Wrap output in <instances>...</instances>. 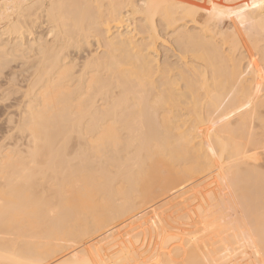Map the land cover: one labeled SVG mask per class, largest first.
<instances>
[{"label":"bare ground","instance_id":"6f19581e","mask_svg":"<svg viewBox=\"0 0 264 264\" xmlns=\"http://www.w3.org/2000/svg\"><path fill=\"white\" fill-rule=\"evenodd\" d=\"M196 2L0 0V264H264V0Z\"/></svg>","mask_w":264,"mask_h":264},{"label":"rangeland","instance_id":"374dc122","mask_svg":"<svg viewBox=\"0 0 264 264\" xmlns=\"http://www.w3.org/2000/svg\"><path fill=\"white\" fill-rule=\"evenodd\" d=\"M191 1H197V0H191ZM199 1H201V0H199ZM204 1V3H201V2H203ZM203 1H201V2H196V3H199V4H207V3H209L208 5L209 6H207V7H204L205 9H212L213 7H214V3H218V4H223V5H217L218 7L219 6H224V7H226V6H229L228 8H230L231 9V7L233 6H235V8H234V10L235 9H237L238 7H236V6H240V3L242 2L243 4H246V3H250V1L249 0H235L234 2H232V0H231V3H228L227 4V2L228 1H230V0H224V2H226V3H223V0H207L208 2H206L205 0H203ZM211 1V2H210ZM237 1H239V3L237 2ZM241 1V2H240ZM206 2V3H205ZM237 2V3H236ZM213 3V4H212ZM241 3V5H243ZM225 4H226V6H225ZM234 4V5H233ZM203 6H205V5H203ZM231 6V7H230ZM209 7V8H208ZM216 7V6H215ZM217 7V8H218ZM233 7H232V10H233ZM220 8V7H219ZM230 9H227V11H231ZM204 13H206V10H202ZM234 24H232L231 23V21H230V19L229 18H222L221 16H216L214 19H213V21H212V27L217 31V32H219V33H221L222 35H224V36H226V37H229V36H231L232 35V32H233V30H234V26H233ZM1 93V92H0ZM1 95V94H0ZM0 101H2V96H0ZM15 99V100H14ZM11 98V99H8V101H7V103H6V101L5 102H2V103H0V141H1V139H2V137H5V136H3L6 132L8 133H10V132H12L11 131V129L12 128H14L13 127V125H14V123L16 122V121H18V117H19V115H21V114H10L12 111H14L15 109H17L18 108V101H21L20 100V95L19 96H17V98ZM12 101V102H11ZM15 101V102H14ZM17 102V103H16ZM3 103H5L4 105H3ZM14 103H16V105H17V108H16V106H15V104ZM10 104V105H9ZM9 106V107H8ZM13 106H15L14 108H13ZM4 107V108H3ZM14 110H13V109ZM6 109V110H5ZM10 110H12L11 112H7V111H10ZM5 112H6V114H5ZM12 115H14L15 117H11ZM10 117V118H8V117ZM18 116V117H17ZM8 119H10V121L13 119V121H14V123L12 124V126L10 125L9 127L11 128H9L8 126H6V123H7V120ZM17 119V120H16ZM19 119H20V117H19ZM2 120V121H1ZM9 121V123H11ZM7 125H9V124H7ZM6 129H8L9 131H6ZM12 130H14V129H12ZM3 132H4V134H3ZM13 133H14V131H13ZM13 133H10L11 135V137H12V134ZM8 135V134H7ZM9 136V135H8ZM14 136H17V131H15V133H14V135H13V137ZM4 139V138H3ZM5 139L7 140V138L5 137ZM8 139H10V137H8ZM6 140H4V141H1V147H2V144H4L5 143V141ZM21 140V139H20ZM19 141V140H18ZM17 141V142H18ZM22 141V140H21ZM20 141V142H21ZM25 141V140H24ZM24 141H22V143H18V144H22L23 145V143H24ZM3 142V143H2ZM10 142V140H8V142L6 141V145H5V147L7 148V143H9ZM14 142L13 141H11V143H9V144H11V145H9V147H10V149L11 148H13L14 146H12V144H13ZM16 143V142H15ZM4 145H3V147H4ZM14 145V144H13ZM12 146V147H11ZM21 146V145H20ZM9 147H8V149H9ZM15 147H16V145H15ZM17 148V147H16ZM15 148V149H16ZM14 149V148H13ZM13 149H11L12 151H13ZM14 149V150H15ZM7 151H9V150H7ZM11 151V152H12ZM10 152V151H9ZM234 216H231L230 218H232V219H234L233 218Z\"/></svg>","mask_w":264,"mask_h":264}]
</instances>
